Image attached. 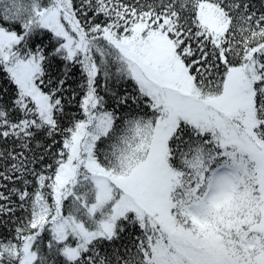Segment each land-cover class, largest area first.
<instances>
[{
  "label": "snow or ice",
  "instance_id": "6c2138e0",
  "mask_svg": "<svg viewBox=\"0 0 264 264\" xmlns=\"http://www.w3.org/2000/svg\"><path fill=\"white\" fill-rule=\"evenodd\" d=\"M0 264H264V0H0Z\"/></svg>",
  "mask_w": 264,
  "mask_h": 264
}]
</instances>
